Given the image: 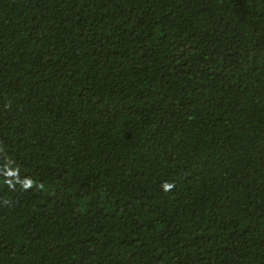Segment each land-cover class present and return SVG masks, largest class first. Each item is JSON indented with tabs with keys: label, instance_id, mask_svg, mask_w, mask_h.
<instances>
[{
	"label": "trees",
	"instance_id": "1",
	"mask_svg": "<svg viewBox=\"0 0 264 264\" xmlns=\"http://www.w3.org/2000/svg\"><path fill=\"white\" fill-rule=\"evenodd\" d=\"M0 264H264V0H0Z\"/></svg>",
	"mask_w": 264,
	"mask_h": 264
},
{
	"label": "clouds",
	"instance_id": "2",
	"mask_svg": "<svg viewBox=\"0 0 264 264\" xmlns=\"http://www.w3.org/2000/svg\"><path fill=\"white\" fill-rule=\"evenodd\" d=\"M171 187H173V186L172 185H166V188L170 189Z\"/></svg>",
	"mask_w": 264,
	"mask_h": 264
}]
</instances>
